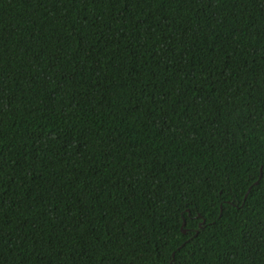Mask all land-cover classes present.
I'll return each mask as SVG.
<instances>
[{
  "label": "trees",
  "instance_id": "trees-1",
  "mask_svg": "<svg viewBox=\"0 0 264 264\" xmlns=\"http://www.w3.org/2000/svg\"><path fill=\"white\" fill-rule=\"evenodd\" d=\"M0 264H264V0H0Z\"/></svg>",
  "mask_w": 264,
  "mask_h": 264
},
{
  "label": "water",
  "instance_id": "water-1",
  "mask_svg": "<svg viewBox=\"0 0 264 264\" xmlns=\"http://www.w3.org/2000/svg\"><path fill=\"white\" fill-rule=\"evenodd\" d=\"M261 173H262V171H261ZM183 233H186V230H183Z\"/></svg>",
  "mask_w": 264,
  "mask_h": 264
}]
</instances>
